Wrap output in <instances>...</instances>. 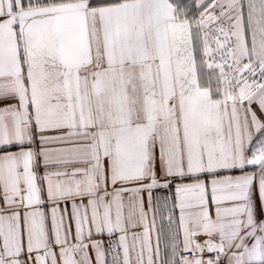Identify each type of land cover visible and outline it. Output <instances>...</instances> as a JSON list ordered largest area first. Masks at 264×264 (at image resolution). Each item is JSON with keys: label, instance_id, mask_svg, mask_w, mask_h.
<instances>
[{"label": "snow or ice", "instance_id": "1", "mask_svg": "<svg viewBox=\"0 0 264 264\" xmlns=\"http://www.w3.org/2000/svg\"><path fill=\"white\" fill-rule=\"evenodd\" d=\"M0 264H264V0H0Z\"/></svg>", "mask_w": 264, "mask_h": 264}]
</instances>
